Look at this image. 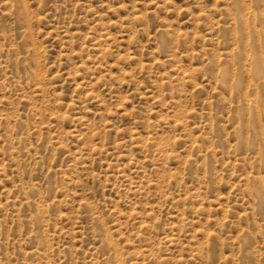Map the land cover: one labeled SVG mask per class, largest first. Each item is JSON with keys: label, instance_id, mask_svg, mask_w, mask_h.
Returning a JSON list of instances; mask_svg holds the SVG:
<instances>
[{"label": "rangeland", "instance_id": "1", "mask_svg": "<svg viewBox=\"0 0 264 264\" xmlns=\"http://www.w3.org/2000/svg\"><path fill=\"white\" fill-rule=\"evenodd\" d=\"M0 264H264V0H0Z\"/></svg>", "mask_w": 264, "mask_h": 264}]
</instances>
